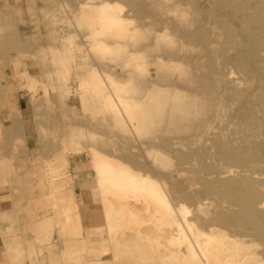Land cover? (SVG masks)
Returning a JSON list of instances; mask_svg holds the SVG:
<instances>
[{
	"label": "rangeland",
	"instance_id": "1",
	"mask_svg": "<svg viewBox=\"0 0 264 264\" xmlns=\"http://www.w3.org/2000/svg\"><path fill=\"white\" fill-rule=\"evenodd\" d=\"M185 219L264 264V0H0V264H204Z\"/></svg>",
	"mask_w": 264,
	"mask_h": 264
},
{
	"label": "bare ground",
	"instance_id": "2",
	"mask_svg": "<svg viewBox=\"0 0 264 264\" xmlns=\"http://www.w3.org/2000/svg\"><path fill=\"white\" fill-rule=\"evenodd\" d=\"M100 1V0H99ZM104 2V1H103ZM102 2V3H103ZM100 4V2H97ZM105 3V2H104ZM97 4H94L93 6H95ZM121 6V4L117 1H114V2H110L108 4H100L98 5L95 10H96V15L99 16L100 18H102V26L103 25H108L110 23H114V19L116 18V11L119 9V7ZM95 15V14H94ZM119 16V15H118ZM98 17V18H99ZM117 21V20H116ZM115 21V22H116ZM118 22V21H117ZM116 22V23H117ZM114 23V24H116ZM94 24V22H93ZM98 24V23H97ZM95 29V28H94ZM143 55V54H140V56ZM142 57V56H141ZM138 58V57H137ZM144 58V57H143ZM140 59V58H139ZM135 60V59H134ZM133 61V59H132ZM141 62H143L142 60H140ZM133 63V62H131ZM136 63V62H135ZM138 64V62H137ZM135 65V64H134ZM91 71V70H90ZM92 74V73H91ZM85 74H82L80 76V79H83V80H86V76H84ZM94 82V81H93ZM100 89V88H99ZM62 144V142H61ZM58 159V158H57ZM99 161V160H98ZM113 161V159H112ZM106 162V161H105ZM112 163V162H111ZM117 163V162H116ZM115 164V162H114ZM121 164V163H120ZM117 166V165H116ZM120 166V165H119ZM118 166V167H119ZM122 166V165H121ZM124 166V165H123ZM95 167V166H94ZM97 167V166H96ZM113 167V166H112ZM117 168V167H116ZM101 175L100 178H99V181L100 183H103L105 180H109V182H112L116 185H121V186H125L126 187H131V188H135V189H139V191L145 189V185L142 183V184H139L140 180L141 179L139 176V178L135 175V172H128L127 170H125V168H117V169H112L110 167H107L106 169L104 168L101 172ZM256 176V175H255ZM145 179V178H143ZM139 182V183H138ZM147 182V181H146ZM104 184V183H103ZM146 184V183H145ZM120 187V186H119ZM145 191V190H144ZM142 194V193H141ZM130 195V194H129ZM158 193L156 194V192L154 191H150V196H152L153 198L155 196H157ZM128 196V194H127ZM131 197V195H130ZM131 200V199H129ZM262 204V203H261ZM138 208V207H136ZM170 215V213H169ZM242 215V214H240ZM238 216V215H237ZM238 218V217H237ZM183 219V218H182ZM233 219H236V218H233ZM257 219V218H256ZM173 220V218L171 219L170 218V221ZM174 221V220H173ZM172 221V222H173ZM237 221L238 223H240V221L238 220H235ZM177 224V223H176ZM184 225L186 227V229L188 231H190L191 233V239L199 253V256H200V261L204 264H248L249 260L253 257H249V256H246V253L243 254L242 252V249L236 244V245H230L228 246L227 242L225 240H223L224 237L219 238L218 239H214L212 240L209 236L203 234L202 232L200 231H194L193 228H192V224H191V221H188V220H184ZM165 227V226H164ZM177 227V226H176ZM167 228V227H166ZM171 229V228H170ZM174 229V228H173ZM178 228H176V231H177ZM169 230V229H168ZM257 230V229H256ZM166 231V230H165ZM173 231V230H172ZM175 231V230H174ZM180 231V230H179ZM202 231V230H201ZM171 232V231H170ZM170 232H168L170 234ZM219 232V231H218ZM165 233V232H164ZM181 233V231H180ZM205 233V232H204ZM261 233V232H260ZM221 233L217 234V235H220ZM257 234V235H256ZM259 233L255 232V235L258 236ZM165 235V234H164ZM171 235V234H170ZM177 235V234H176ZM215 235V234H213ZM224 235V234H223ZM169 236V235H168ZM175 236V234H174ZM173 236V237H174ZM183 236V234H182ZM212 236V235H211ZM227 236V235H226ZM232 236V235H231ZM234 236V235H233ZM167 237V233H166V236ZM185 237V236H184ZM213 237V236H212ZM170 238V237H169ZM227 238V237H225ZM234 238V237H233ZM235 238H236V235H235ZM178 241H180L181 239L178 237L177 238ZM230 241V240H229ZM241 241V240H240ZM186 242V241H185ZM234 242V241H233ZM236 242V241H235ZM239 242V241H238ZM242 242V241H241ZM188 243V242H186ZM231 243V242H230ZM97 244V243H96ZM66 245V244H65ZM70 246H73L71 244H69ZM188 245V244H187ZM182 246V245H181ZM186 246V245H185ZM69 247V246H68ZM74 247V246H73ZM72 247V249H73ZM188 247V246H187ZM190 247V246H189ZM67 248V247H66ZM71 248V247H70ZM76 248V247H74ZM78 248V246H77ZM183 248V247H182ZM243 248V247H242ZM244 248H246L244 246ZM250 248V247H249ZM175 249V247H174ZM70 250V249H69ZM182 250V249H181ZM190 250V249H189ZM189 250H185L184 249V252L181 251V253H184L185 255H189L188 258H190L191 256V252H189ZM192 251V250H191ZM251 251V249L249 250ZM180 254V253H179ZM179 254H173V257L178 260L179 258H182L181 255ZM197 254V253H196ZM249 254V253H247ZM251 254L252 251H251ZM250 255V254H249ZM195 256V255H194ZM197 258V256H196ZM184 259V258H183ZM186 260V259H184ZM191 261V259L189 260ZM173 262V261H172ZM195 262V261H194ZM176 263V262H175ZM187 263V262H186ZM257 263V262H256ZM201 264V263H200ZM262 264V263H261Z\"/></svg>",
	"mask_w": 264,
	"mask_h": 264
}]
</instances>
